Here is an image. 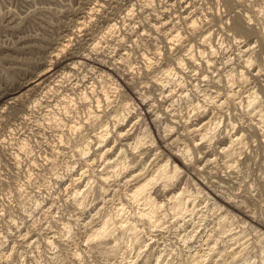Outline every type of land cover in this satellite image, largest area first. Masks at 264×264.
Listing matches in <instances>:
<instances>
[{"label":"rangeland","instance_id":"374dc122","mask_svg":"<svg viewBox=\"0 0 264 264\" xmlns=\"http://www.w3.org/2000/svg\"><path fill=\"white\" fill-rule=\"evenodd\" d=\"M263 256L264 0H0V264Z\"/></svg>","mask_w":264,"mask_h":264},{"label":"bare ground","instance_id":"6f19581e","mask_svg":"<svg viewBox=\"0 0 264 264\" xmlns=\"http://www.w3.org/2000/svg\"><path fill=\"white\" fill-rule=\"evenodd\" d=\"M92 14V13H91ZM129 21V20H128ZM244 26V25H243ZM112 27V26H111ZM192 27V26H191ZM249 30V29H248ZM209 40V39H208ZM93 44V43H92ZM95 45V44H94ZM63 48H65V46H62V49ZM171 49V48H170ZM61 51V50H60ZM59 53V52H58ZM81 63V62H80ZM46 73V72H45ZM45 73L44 74H42L40 77H39V79L37 80V81H34L33 82V84L34 83H37L38 81H40L44 76H45ZM51 75V74H50ZM38 78V77H37ZM164 79V78H163ZM245 80V79H244ZM40 84V83H39ZM38 84V85H39ZM28 86H30V85H28ZM28 86H27V88H28ZM35 86V85H34ZM37 86V85H36ZM26 88V89H27ZM27 91V90H26ZM18 93V92H17ZM22 94V93H21ZM19 95H20V93H18V94H15L14 95V99L15 98H17L18 97V99H19ZM13 96V95H12ZM106 96V95H105ZM105 96H104V99H105ZM256 98V97H255ZM13 99V98H12ZM98 100V99H97ZM140 100V99H139ZM149 100V99H148ZM163 100V99H162ZM249 100V99H248ZM15 101V100H14ZM104 101H107V100H104ZM96 102V101H95ZM107 103V102H106ZM253 103V102H252ZM142 105V104H141ZM129 106V105H128ZM97 108V107H96ZM199 108V107H198ZM152 111V110H151ZM148 112V111H147ZM91 117V116H90ZM97 118V117H96ZM120 118V117H119ZM151 121V120H150ZM92 122V121H91ZM118 123V122H117ZM122 123V122H121ZM206 126V125H205ZM66 127V126H65ZM71 128V127H70ZM211 128V127H210ZM105 129V128H104ZM169 129V128H168ZM74 130H75V127H74ZM134 130V129H133ZM104 132H106L105 130H104ZM213 132V131H212ZM73 133V132H72ZM102 134V133H101ZM171 134V133H170ZM126 135V134H125ZM96 136H98L97 138H94V139H97L99 142H102L103 141V138L105 137L104 135H96ZM95 136V137H96ZM118 137H120V138H122V137H124V135H122V134H118ZM205 137H208V135H203L202 137H201V139L200 140H204L205 139ZM93 138V137H92ZM262 138V137H261ZM207 139V138H206ZM215 139V138H214ZM102 140V141H101ZM231 140V139H230ZM95 141V140H94ZM105 142V141H104ZM232 142V144H233V141H231ZM236 142H238V141H236ZM98 143V142H97ZM103 143V142H102ZM201 143V142H200ZM131 144V143H130ZM136 144V143H135ZM231 144V143H230ZM187 149V148H186ZM222 149H224V148H222ZM86 150H88V149H86ZM178 150V149H177ZM229 150V149H228ZM220 152H222V151H220ZM108 153V150H105L104 151V155L105 154H107ZM235 153V152H234ZM181 154V153H180ZM80 155V154H79ZM103 155V156H104ZM84 157V156H83ZM201 157V156H200ZM181 158H182V160H187L188 158H190V150H186V151H184L183 152V154L181 155ZM161 159V158H160ZM102 160V159H101ZM188 161V160H187ZM116 162V161H115ZM189 162V161H188ZM194 162V161H193ZM111 163H112V161H111ZM184 164V163H183ZM126 165V164H125ZM172 165V164H171ZM230 169V168H229ZM113 171V170H112ZM114 172V171H113ZM179 172V168L176 166V165H173L172 166V168H169V164L166 162L164 165H162V166H160V167H158V169H157V171L155 172V173H153L150 177H145V178H143L142 176H140V175H136V176H132L136 181L137 180H141V179H143V180H141V182L140 183H138L136 186H135V188L133 189V191H132V193H131V199L132 200H138V199H142L144 202H145V204H144V206H147V207H149L148 208V212H145L146 210H143L141 213H139V218H138V220L140 221L141 220V222L142 221H144L145 222V224H146V222L148 223L147 225H151V224H153V222H155V221H153V216H154V213L156 212V210L158 209H161V208H163L162 206V204L161 203H159V202H157L154 198H152L151 197V195H150V193H149V190H150V187L156 182V181H158V180H160V181H163V182H169V181H172V179H174L175 178V176H176V174ZM140 173V172H139ZM143 175V174H142ZM100 176V175H99ZM120 177V176H119ZM104 179V178H103ZM86 180V179H85ZM131 180H132V178H131ZM102 181H104V180H102ZM128 181V180H127ZM138 181V182H139ZM164 184V183H163ZM154 186H155V184H154ZM165 187H166V185H165ZM99 190V189H98ZM152 190V189H151ZM97 191V190H96ZM79 192H81V191H77V193L78 194H80ZM84 193V192H83ZM184 193H185V191H181V192H177L176 194H173V195H171L170 196V200H169V202L171 203H173V205H175L176 206V208L178 209V210H180V211H182L181 209H185V206H186V202H185V200H184ZM197 193V192H196ZM77 194V195H78ZM186 195V194H185ZM85 196V195H84ZM198 196V195H197ZM77 198V197H76ZM188 200V199H187ZM76 201V200H75ZM135 202V201H134ZM164 204V203H163ZM143 205V204H142ZM171 205V204H170ZM217 205V204H216ZM80 206V205H79ZM146 207V208H147ZM173 207V206H172ZM119 208V207H118ZM145 208V209H146ZM171 208V207H170ZM174 208V207H173ZM187 208V207H186ZM212 208V207H211ZM167 209V208H166ZM118 210V209H117ZM120 210V209H119ZM123 209H121L120 211H122ZM172 210V209H171ZM189 210V209H188ZM120 211H117V214L120 212ZM124 211V210H123ZM160 213V212H159ZM181 214V213H180ZM121 215V214H120ZM118 216V215H117ZM155 217V216H154ZM156 218V217H155ZM230 218V217H229ZM114 220V219H113ZM117 220V219H116ZM126 221V220H125ZM128 221V220H127ZM127 221H126V224L128 225L127 227H126V229L129 231V232H131L132 233V235L133 234H139V228H137V225H136V223L134 224V223H131V224H129V223H127ZM129 222V221H128ZM135 222V221H134ZM159 222V221H158ZM109 224H112V222H111V220L109 221H105L103 224H102V226H100L99 227V229H96L95 231H94V233L92 234V236H91V238L93 239H103V238H105L107 235H111L110 234V232L112 231L111 230V228H110V225ZM112 226H113V224H112ZM157 226V225H156ZM123 229V228H122ZM125 229V228H124ZM109 230H111V231H109ZM93 232V231H92ZM91 232V233H92ZM114 232V231H113ZM113 232H112V234H113ZM112 236V235H111ZM184 236V235H183ZM93 239V240H94ZM186 240V239H185ZM116 242V241H115ZM99 245V244H98ZM113 245V244H112ZM115 245V244H114ZM103 248V247H102ZM117 250V249H116ZM198 255V254H197ZM205 257V256H204ZM264 257V256H263ZM264 260V259H263ZM198 262V261H197ZM196 262V263H197ZM198 264H199V262H198Z\"/></svg>","mask_w":264,"mask_h":264}]
</instances>
